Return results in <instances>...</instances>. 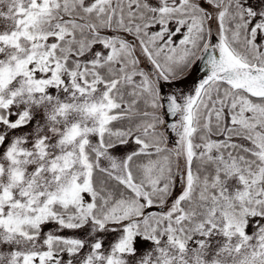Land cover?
I'll return each mask as SVG.
<instances>
[{
	"label": "snow or ice",
	"instance_id": "1",
	"mask_svg": "<svg viewBox=\"0 0 264 264\" xmlns=\"http://www.w3.org/2000/svg\"><path fill=\"white\" fill-rule=\"evenodd\" d=\"M0 264H264V0H0Z\"/></svg>",
	"mask_w": 264,
	"mask_h": 264
},
{
	"label": "water",
	"instance_id": "2",
	"mask_svg": "<svg viewBox=\"0 0 264 264\" xmlns=\"http://www.w3.org/2000/svg\"><path fill=\"white\" fill-rule=\"evenodd\" d=\"M203 75V71H194L193 74L189 77V83L191 82V80L195 79L197 76H201Z\"/></svg>",
	"mask_w": 264,
	"mask_h": 264
}]
</instances>
